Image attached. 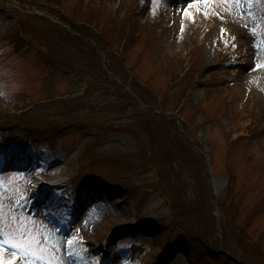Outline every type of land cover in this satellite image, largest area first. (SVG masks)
Wrapping results in <instances>:
<instances>
[{"label": "rangeland", "instance_id": "rangeland-1", "mask_svg": "<svg viewBox=\"0 0 264 264\" xmlns=\"http://www.w3.org/2000/svg\"><path fill=\"white\" fill-rule=\"evenodd\" d=\"M5 1L8 5L0 3V33L13 25L14 19L8 14V10L12 9V13L18 11L22 16L31 13V11L21 10L16 0L3 2ZM35 1L41 3L44 0ZM78 2V0H62L61 5L69 16L79 19L76 11ZM149 2L137 8V22L143 26V30L141 29L140 36L130 42L131 45L126 49L125 59L122 61V66L126 70L119 65L118 60L120 70L116 78L134 98L135 114L138 110H145L150 117L162 120L164 125L162 131L152 130L150 136L153 139L154 148L158 146V143L160 145L158 153L163 160L162 168H166L168 175H173L178 186L181 185L179 179L182 164L176 156L175 160H172L169 156L170 150L167 148L169 141H164L162 138L164 136L159 138L158 135L161 136L166 129L172 135L179 134L193 147V150L196 149V155L204 161V169L208 172L209 197L214 203L210 209L213 222L209 235L215 246L213 247L208 240L211 249L225 253L226 256L232 254L235 258L227 260L228 264H238L237 262L264 264V204L256 213L254 212L259 201L264 197V116L261 117L264 109V28L258 25L264 19V7L258 2L255 14H244L234 5L233 0H214L207 6L203 3L197 5L195 0H149ZM188 11L195 12L194 21L189 17ZM148 13H151V18H148ZM40 14L45 15L52 23H56L54 15L45 11ZM203 18L209 20L207 28L199 23ZM188 24L192 27L191 30L195 29V37L198 39L192 37ZM222 26L229 28L236 40H231L223 33ZM99 28L103 29L109 46L115 51L120 40V33L107 32L101 26ZM199 28L202 32H198ZM28 35L34 41L33 47L25 58L18 57L10 40L0 37L2 88L0 111L2 112L22 108L24 96L27 94L35 93L37 96H42L40 91L44 87L39 80L41 76L37 67L36 52L44 47L34 39V35L29 32ZM42 35L46 37L49 32L42 29L40 36ZM46 50L50 53L48 48ZM188 50L192 51L198 65L205 64L208 68L200 71V80L204 81V84H197L194 87L191 97L178 113L179 115L173 117L170 114L175 109L183 88L176 87L166 94V81L170 76L174 77L176 68ZM224 53L228 54L226 60L214 66L216 56L223 57ZM115 64H117L116 61ZM212 65L214 69L210 68ZM52 82L54 90L50 91L51 95L71 90L68 78L63 75H56ZM91 92L92 89L86 95V98L88 97L86 103L66 104V107L55 111L51 108L45 114L52 116L59 113L67 116L79 113L77 116L81 118L97 115L92 111L93 105L97 101H102L104 96L103 93ZM114 104L117 105L118 110L123 111L125 108L123 103ZM40 110L34 109L32 114L43 115V111ZM118 113L120 112L116 114ZM122 115L124 116L117 115L123 118L122 120L111 117L109 114L96 116L95 119L99 122L106 121L105 126L110 122L113 124L118 122L123 128L124 124L132 121L133 115L128 116L127 113ZM245 116H253L257 120L255 136L242 137L235 141L229 150H226L227 137ZM78 125L79 122H75L70 127L62 125V129L58 132L51 131L54 128L45 130L41 125L40 128L45 133L34 139L31 153L26 154L25 157L18 155L19 158L10 155L8 162L0 161L2 165L8 166L2 178L3 184L0 185L4 233L9 232L11 225L16 222L14 218L19 217L21 223L27 224L30 230L34 228L39 236L45 238V244L55 245L45 236L46 229H50L53 234L60 236L61 241L56 245V254L63 258L64 264H71L65 250L67 237L79 240L73 249L78 254L77 247L81 243L92 246L107 235L112 238L108 240V245L106 244L108 257L105 258V264H141L142 261L150 263L151 260L155 261V264H215L210 262L211 260L202 258L201 255L204 252L201 248L193 243L191 237L186 238L177 229L174 230L173 239L168 247L163 251L162 248L156 247L160 245L163 237L154 226L148 223V220L164 224L168 212L166 205L157 195L140 198L143 201L140 214L136 213L132 201L126 199L128 193L123 188H117L114 196L105 198L104 188L106 187L100 181L107 184L118 180L121 183V180L130 177L132 173L126 167L119 170L105 165L99 161L102 160L101 154L109 151V157H116L118 152L125 151L126 155H129L128 152L132 146L141 150L144 133L122 130L120 127L108 130L84 129V126ZM126 134H133L135 137ZM96 135L101 137L100 140L96 139L97 143L92 141ZM88 141L91 148L82 160L81 170L83 171L80 178L83 181L97 182V185L88 187L86 183L78 184L84 188L78 200L74 202L71 191L66 188L74 186L66 185V181L75 172L74 162L82 144ZM141 152L143 154V151ZM46 153L50 155L49 159L45 158ZM91 157L99 158V160L92 163ZM36 160L42 161L41 181L48 184V188L42 193V206L46 213L39 209V204L36 205L38 218L31 221L21 212H10V206L18 195L26 193L25 181L29 176L30 168L33 167L32 162L36 163ZM13 161L17 163V166L24 165V169H17L20 174H11L7 171L16 168L11 164ZM229 174L233 175V181L229 178ZM144 178L153 179L151 174H147ZM120 183L118 184L121 185ZM182 184L184 185V182ZM182 190L185 194L183 187ZM62 204H66L65 212L61 209ZM69 207L75 212L86 209L96 210L101 219L87 222L85 228L89 233L84 234L74 218L70 223L64 219ZM224 207L229 208V214L232 209L236 210L234 220L231 221L230 215H227L230 218L227 224L230 226L226 237L221 232L224 224L222 228L215 229V224L217 221L220 222L223 216H225L224 221L228 219L223 212ZM51 217H56L63 222V235L57 234L61 232L55 230L54 225L50 224ZM233 229L236 233L237 231L243 233L239 240L234 238ZM131 239H136L133 245L132 258L134 259L126 255V244ZM75 257L79 264V254ZM5 258L11 259L9 250L5 252ZM16 264H26V262L18 259ZM33 264H40V262L35 261Z\"/></svg>", "mask_w": 264, "mask_h": 264}, {"label": "snow or ice", "instance_id": "snow-or-ice-1", "mask_svg": "<svg viewBox=\"0 0 264 264\" xmlns=\"http://www.w3.org/2000/svg\"><path fill=\"white\" fill-rule=\"evenodd\" d=\"M212 2L214 0H195L197 5L203 3L207 6ZM236 2L239 3L240 0H236ZM189 7H192V5H189ZM185 15H187V12H185ZM2 151L3 149L0 148V152ZM3 218V206L0 204V237H3V242L0 243V264H16L18 259H23L26 264H33L35 261H39L40 264H64L63 258L58 257L56 254L57 246L45 244V238L39 236L34 228L30 230L27 224L21 223L19 217L14 218L16 222L11 225L9 232L5 234L2 226ZM78 243V239L67 237L65 250L69 257L78 255L73 251L74 246ZM8 250L11 252V259L5 258V252Z\"/></svg>", "mask_w": 264, "mask_h": 264}, {"label": "trees", "instance_id": "trees-1", "mask_svg": "<svg viewBox=\"0 0 264 264\" xmlns=\"http://www.w3.org/2000/svg\"><path fill=\"white\" fill-rule=\"evenodd\" d=\"M152 130H155V131H158L155 127H153L152 126ZM152 130H150L151 132H152ZM158 137L160 138V137H162V136H159L158 135ZM150 140H151V143L153 144V139H152V137L150 136ZM163 140L164 141H166V139H164L163 138ZM162 146V145H161ZM158 148H160V145H159V143H158V146L154 149L156 152H159V149ZM167 148H168V150H170L169 151V153H170V155L169 156H171L172 157V160H175V156L178 158V160H180V163L182 164V168H181V172H180V182H181V185H182V187L184 188V191H185V193L187 192V190H188V188H187V184H188V181H187V176L185 175L186 174V167H185V162H184V160H182L181 159V157L179 156V155H177V152H176V150L173 148V146L172 145H167ZM180 149V148H179ZM168 153V154H169ZM188 180H189V178H188ZM184 182V185L182 184ZM190 189V188H189ZM172 192H173V196H174V199L175 200H177L180 204L177 206V207H179V208H181V209H183L185 206H186V204H187V207H189V200H187V199H185V195H184V193H183V190H180L179 188H177V187H175V186H173L172 187ZM187 194V193H186ZM189 198H191L190 196H189ZM191 201V200H190ZM235 235H237V239L239 240L240 239V237L242 236V232L241 231H238L237 232V234L235 233Z\"/></svg>", "mask_w": 264, "mask_h": 264}, {"label": "bare ground", "instance_id": "bare-ground-1", "mask_svg": "<svg viewBox=\"0 0 264 264\" xmlns=\"http://www.w3.org/2000/svg\"><path fill=\"white\" fill-rule=\"evenodd\" d=\"M41 206H39V207L42 208ZM53 206H54V204H53ZM73 217L76 221V224H78L77 226L81 229V231L84 234L89 233L85 228L87 222H89L91 220L97 221V220L101 219L100 216L98 215V211L91 210V209H89V210L86 209V210H81V211L79 210L78 212H75V214H73ZM45 236L50 238L54 242L55 245H58L61 241L60 236L53 234L52 231L48 228L45 231Z\"/></svg>", "mask_w": 264, "mask_h": 264}]
</instances>
